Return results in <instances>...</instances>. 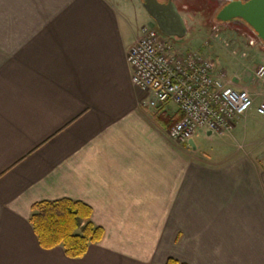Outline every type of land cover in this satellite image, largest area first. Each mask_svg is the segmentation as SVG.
Instances as JSON below:
<instances>
[{
    "label": "crops",
    "instance_id": "1",
    "mask_svg": "<svg viewBox=\"0 0 264 264\" xmlns=\"http://www.w3.org/2000/svg\"><path fill=\"white\" fill-rule=\"evenodd\" d=\"M133 6L0 0V264H264L263 141L248 130L243 152L205 159L169 138L178 107L150 109L132 82ZM181 18L173 41L193 31ZM62 199L105 232L79 259L44 250L30 223Z\"/></svg>",
    "mask_w": 264,
    "mask_h": 264
},
{
    "label": "built area",
    "instance_id": "2",
    "mask_svg": "<svg viewBox=\"0 0 264 264\" xmlns=\"http://www.w3.org/2000/svg\"><path fill=\"white\" fill-rule=\"evenodd\" d=\"M210 29L227 33L217 24ZM127 62L134 86L149 96L145 106L156 110L172 103L178 107L182 118L169 131V138L177 143H188L199 131L219 137L230 134L254 108L249 89L237 88L226 72H216L214 62L201 54L177 50L156 28L140 29ZM256 78L264 84V65L257 69ZM257 114L264 118V97Z\"/></svg>",
    "mask_w": 264,
    "mask_h": 264
},
{
    "label": "rangeland",
    "instance_id": "3",
    "mask_svg": "<svg viewBox=\"0 0 264 264\" xmlns=\"http://www.w3.org/2000/svg\"><path fill=\"white\" fill-rule=\"evenodd\" d=\"M141 1L143 2V0H134L135 28L155 27L152 19L145 12ZM188 2L196 8V11H185L184 14L188 21L191 20V16L195 17V25L191 27L193 29L192 33L184 39L168 40L182 53H199L209 61L214 62L215 71L219 73L226 72L227 78L230 80H233L235 74H240L241 84L246 86L255 97L252 111L236 123L235 130L230 134H225L223 137L211 136L208 139L202 131L197 133L196 143L199 157L205 159L210 157L223 158L239 151L243 152L246 147H244L245 144H243L242 138H247L248 130H250L251 136L247 139V144H253L256 141H263L264 144V118L257 114V107L264 97V84L259 82L255 76L257 68L264 65V55L242 45L243 43L249 45L251 41H254L255 47L261 49L264 48V44L259 40H254V37L242 35L243 32H240L241 35L235 33L238 39L227 36L228 34L224 32L213 33L210 29L211 15L207 11L206 14H203L204 17L199 13L203 11L202 7H207L206 2L204 0H188ZM260 131H262V134L258 135L261 133Z\"/></svg>",
    "mask_w": 264,
    "mask_h": 264
},
{
    "label": "trees",
    "instance_id": "4",
    "mask_svg": "<svg viewBox=\"0 0 264 264\" xmlns=\"http://www.w3.org/2000/svg\"><path fill=\"white\" fill-rule=\"evenodd\" d=\"M93 209L78 201L62 199L40 202L32 207L30 223L44 250L63 247L70 259L84 257L90 246L104 238L105 232L93 221ZM166 264H183L169 259Z\"/></svg>",
    "mask_w": 264,
    "mask_h": 264
},
{
    "label": "water",
    "instance_id": "5",
    "mask_svg": "<svg viewBox=\"0 0 264 264\" xmlns=\"http://www.w3.org/2000/svg\"><path fill=\"white\" fill-rule=\"evenodd\" d=\"M143 7L155 21H159L158 15L162 11L169 12L170 16L177 19L181 18L172 1L162 4L158 0H144ZM236 18H240L246 22L258 34L264 44V0H250L246 4H243L242 0L232 1L218 15V20L222 22H229ZM159 30L165 34L164 28L161 25H159ZM188 147L196 150L195 139L188 142Z\"/></svg>",
    "mask_w": 264,
    "mask_h": 264
},
{
    "label": "flooded vegetation",
    "instance_id": "6",
    "mask_svg": "<svg viewBox=\"0 0 264 264\" xmlns=\"http://www.w3.org/2000/svg\"><path fill=\"white\" fill-rule=\"evenodd\" d=\"M158 1L162 4H167L170 1H172L175 5L176 9L178 10L180 17H183L184 14L186 13L185 12L186 8L181 9L179 4H178V0H158ZM204 1L206 2L208 8L202 7L203 11L199 12V13L201 14V16H203V14H206V11H207L211 15L212 21H210V26H212V24L221 25L227 33L240 34V32H243L242 35H244V36L249 35L251 38L254 37L253 38L254 40L261 41L258 34L246 22H244L240 18H236V19L229 21V22H222V21L218 20L219 13L224 8H226L228 5H230V3L232 1L234 2V1H238V0H204ZM248 1H250V0H242V3L246 4ZM143 2H144V0H143ZM158 18H159L158 19L159 21H155L152 18L151 19H152L154 25L158 29H159V25H161L164 28V31H165L164 35L166 37L171 36L169 38L172 39V36L177 37V36H182L184 34L185 28L182 26V23H183L182 18L177 19L175 17L170 16L169 12H163V11L160 12V14L158 15ZM167 35H169V36H167ZM251 43H252L251 45H253L254 41H251Z\"/></svg>",
    "mask_w": 264,
    "mask_h": 264
}]
</instances>
